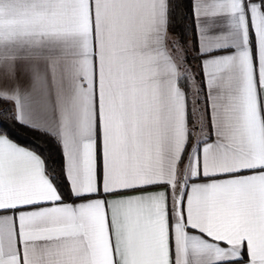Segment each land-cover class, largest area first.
Returning a JSON list of instances; mask_svg holds the SVG:
<instances>
[{
	"label": "snow or ice",
	"instance_id": "6c2138e0",
	"mask_svg": "<svg viewBox=\"0 0 264 264\" xmlns=\"http://www.w3.org/2000/svg\"><path fill=\"white\" fill-rule=\"evenodd\" d=\"M0 264H264V0H0Z\"/></svg>",
	"mask_w": 264,
	"mask_h": 264
}]
</instances>
